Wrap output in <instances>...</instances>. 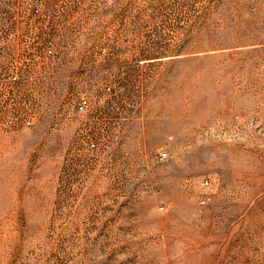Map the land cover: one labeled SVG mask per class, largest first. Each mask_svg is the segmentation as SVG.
Instances as JSON below:
<instances>
[{"label": "rangeland", "instance_id": "374dc122", "mask_svg": "<svg viewBox=\"0 0 264 264\" xmlns=\"http://www.w3.org/2000/svg\"><path fill=\"white\" fill-rule=\"evenodd\" d=\"M0 264H264V0H0Z\"/></svg>", "mask_w": 264, "mask_h": 264}, {"label": "built area", "instance_id": "2783aa9c", "mask_svg": "<svg viewBox=\"0 0 264 264\" xmlns=\"http://www.w3.org/2000/svg\"><path fill=\"white\" fill-rule=\"evenodd\" d=\"M79 110L80 111L84 110V106L80 105ZM166 157H167V153H165V152L160 155V158H162V159H165Z\"/></svg>", "mask_w": 264, "mask_h": 264}]
</instances>
